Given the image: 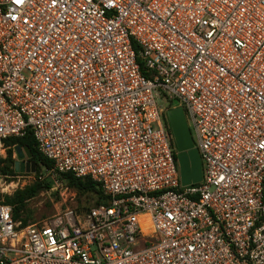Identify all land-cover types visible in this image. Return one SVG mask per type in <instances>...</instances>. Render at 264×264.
I'll list each match as a JSON object with an SVG mask.
<instances>
[{"label":"built area","instance_id":"2783aa9c","mask_svg":"<svg viewBox=\"0 0 264 264\" xmlns=\"http://www.w3.org/2000/svg\"><path fill=\"white\" fill-rule=\"evenodd\" d=\"M30 130L110 204L24 225L0 201V264H264V0H0V193L35 174L3 173Z\"/></svg>","mask_w":264,"mask_h":264},{"label":"trees","instance_id":"16d2710c","mask_svg":"<svg viewBox=\"0 0 264 264\" xmlns=\"http://www.w3.org/2000/svg\"><path fill=\"white\" fill-rule=\"evenodd\" d=\"M9 144L11 146L15 145L17 147H21L22 149L28 150L32 156L30 158V162H35L37 166L36 172L34 174L36 179L32 184L22 189H18L12 196H2V199L0 200L2 204L12 207V217L14 221H21L24 225H27L30 223L32 218V213L28 208L29 202L38 197L42 192L50 191L53 187V183L50 179L40 178L42 177V171H49L53 169V161L46 158L41 153L31 130L25 137L10 139ZM4 163V174L11 176L18 175V173L15 171L16 160L13 158L12 149L8 151V157ZM61 179H63L71 189L77 191L80 197L87 195L96 197V202L93 207L82 206L78 208L79 211L90 210L100 205L110 204V198L104 193L101 184L95 182L93 179L88 177L77 178L71 173L62 174Z\"/></svg>","mask_w":264,"mask_h":264},{"label":"rangeland","instance_id":"374dc122","mask_svg":"<svg viewBox=\"0 0 264 264\" xmlns=\"http://www.w3.org/2000/svg\"><path fill=\"white\" fill-rule=\"evenodd\" d=\"M162 108L166 109L169 106V103L165 100L160 102ZM171 109L179 108L180 103L178 101L172 102ZM189 128L193 137L194 144L197 145V140L195 137V132L191 124L189 123ZM174 150L176 156L178 158L179 153L176 148L175 142ZM178 164V163H177ZM180 167V163H179ZM41 176L43 178H48L53 183V187L50 191L42 192L38 197L31 200L28 204V208L32 213V218L30 223L44 222L57 216L58 214L64 212L66 209L71 208L77 210L82 206L93 207L96 202L95 196H82L80 197L77 191L71 189L67 183L61 179V176H57L55 174H51L50 171L44 170L42 171ZM36 177L31 176V178H26V185H24V180H15L17 187H10L8 190L6 189L5 193H0V200L2 196H12L18 189H22L30 184H32Z\"/></svg>","mask_w":264,"mask_h":264},{"label":"water","instance_id":"95a60500","mask_svg":"<svg viewBox=\"0 0 264 264\" xmlns=\"http://www.w3.org/2000/svg\"><path fill=\"white\" fill-rule=\"evenodd\" d=\"M169 123L174 135L176 148L179 156L178 160L180 163V174L181 182L183 185H188L190 180L198 182L202 179V168L198 150L194 147L191 131L189 129L185 112L182 107L173 108L167 113ZM17 153L20 159H24L25 156L31 158V153L17 147ZM186 157H190L193 163V171L190 173L186 170ZM37 166L35 162H16L15 171L16 173H32L36 172Z\"/></svg>","mask_w":264,"mask_h":264},{"label":"crops","instance_id":"0c3cea01","mask_svg":"<svg viewBox=\"0 0 264 264\" xmlns=\"http://www.w3.org/2000/svg\"><path fill=\"white\" fill-rule=\"evenodd\" d=\"M167 121H168V124H169V126H170V123H169V119H168V116H167ZM190 129V128H189ZM192 135V134H191ZM193 139V138H192ZM176 145V144H175ZM177 157V156H176ZM177 165H178V171H179V175H180V180H181V174H180V167H179V160H178V158H177ZM185 167H186V170L188 171V172H192L193 171V163H192V160L190 159V157H186V164H185ZM201 168H202V164H201ZM203 168H202V178H203ZM202 180V179H201ZM200 180V181H201ZM200 181H198V182H194V180H190V183L188 184V185H193V184H198ZM181 184H182V182H181ZM183 185V184H182ZM184 186H187V185H184Z\"/></svg>","mask_w":264,"mask_h":264},{"label":"flooded vegetation","instance_id":"af4514ba","mask_svg":"<svg viewBox=\"0 0 264 264\" xmlns=\"http://www.w3.org/2000/svg\"><path fill=\"white\" fill-rule=\"evenodd\" d=\"M169 130H170V133H171V136H172L173 142H175V139H174V135H173V132H172L171 126H169Z\"/></svg>","mask_w":264,"mask_h":264}]
</instances>
